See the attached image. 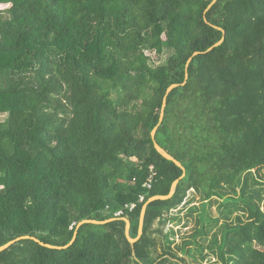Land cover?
<instances>
[{
	"label": "trees",
	"instance_id": "16d2710c",
	"mask_svg": "<svg viewBox=\"0 0 264 264\" xmlns=\"http://www.w3.org/2000/svg\"><path fill=\"white\" fill-rule=\"evenodd\" d=\"M212 1L0 0V247H64L78 223L114 219L66 249L20 240L0 264H185L165 230L188 192L210 203L240 188L246 202L264 170V0H217L204 18ZM156 127L184 177L148 204L131 247L124 219L135 239L142 206L183 174L156 152ZM260 185L247 221L212 242L221 264H264Z\"/></svg>",
	"mask_w": 264,
	"mask_h": 264
},
{
	"label": "rangeland",
	"instance_id": "374dc122",
	"mask_svg": "<svg viewBox=\"0 0 264 264\" xmlns=\"http://www.w3.org/2000/svg\"><path fill=\"white\" fill-rule=\"evenodd\" d=\"M166 57L167 54H164L162 57H157L152 54L151 60L154 65H160L164 63ZM257 184H261L260 187L264 189V170L259 173L253 172L249 175V184L245 196L246 202L240 200L242 198L241 192L239 191L240 188H237V194H235L231 188L227 187L223 191H219L223 195L221 199L213 197L210 203L202 202L200 196H194L192 192H188L186 201L193 199V203L184 205L178 210L171 212L170 220L165 230L167 233L171 231L175 233V236L170 238L172 241L171 248L175 254L179 258L184 259L185 264H221L217 260L215 252H213L216 249L213 241L215 238L217 240L220 238L221 228L238 225V219L242 223L247 221L249 207L257 202L255 197L252 199L249 198L254 194L252 191L258 186ZM203 206H205L204 212ZM193 207L197 209V212L192 211L190 213L189 209ZM259 207L264 211V194L262 201L259 203ZM202 212L204 219L202 229L205 235H198L194 238L196 232L201 228L197 220ZM182 245L185 246V251H188L189 254L176 250L177 246L180 247ZM211 247L213 251L210 249ZM202 256L204 259H202ZM173 261H176V259ZM166 264L174 263L169 262Z\"/></svg>",
	"mask_w": 264,
	"mask_h": 264
},
{
	"label": "water",
	"instance_id": "95a60500",
	"mask_svg": "<svg viewBox=\"0 0 264 264\" xmlns=\"http://www.w3.org/2000/svg\"><path fill=\"white\" fill-rule=\"evenodd\" d=\"M216 2H217V0H213V1L209 4V6L207 7V9H206L205 12H204V18H205L206 12H207V11H208V10H209V9H210V8L216 3ZM223 40H224V35H223L222 39H221L218 43H216V44H214L212 47H210V48L206 51V53H207V52H210V51H212L214 48L220 46V45L222 44ZM198 54H199V53H194L193 56H196V55H198ZM190 61H191V58L188 59L187 64H186V66H185V81H186V78H187V68H188V64H189ZM184 83H185V82H184ZM184 83H183V84H184ZM177 86H178V85H171V86L166 90L165 96H164V98H163V104H162L161 112H160L159 124L161 123L162 118H163V110H164V107H165L166 96H167V95H168V94H169L174 88H176ZM156 129H157V127L154 128V130L151 132V138H152L153 142H154V136H155ZM154 148H155L156 152L159 153V154H160L165 160L170 161V162H173V163L175 164V166H177L178 168L182 169L183 174H182V176H181L178 180H176V181L173 182V184H172V186H171V188H170V192H169V194H168L167 196H164V197H162V196H155V197H152V198H150V199H149V200H148V201L142 206L141 211H140V216H139L138 235H137V237H136L135 239L130 238V236H129V228H130V224H129V221H128V220L124 219V222H125V231H124V234H125V237H126L127 241H128L129 244L131 245V247H133L134 243L140 238V236H141V234H142V228H143L144 216H145V212H146V208H147L148 204H150V203H152V202H154V201H158V200H160V201H165V200L170 199V198L173 196L174 192H175V189H176V186H177L179 180H181V179L184 177V170H183L181 164H180L177 160H175L172 156H170L169 154H167L162 148H160V146H159L158 144H156V142H154ZM113 220H114V219H112V220H107V221H103V222H98V221H94V220H84V221L78 223L77 226H76V230H75V233H74V236H73L71 242H70L68 245L64 246V247H55V246H50V245H44V244L38 242V240H36V239H34V238H30V237H28V236H24V237L17 238V239H15V240H13V241H10L9 243H7V244H5L4 246L0 247V252H2V251H4V250L8 249L10 246H12L13 244H15L16 242H18V241H20V240H33V241L39 243L41 246H43V247H45V248H48V249H53V250L66 249V248H68L70 245L73 244V242L75 241V237H76V231H77L82 225H84V224L104 225V224L109 223V222H111V221H113Z\"/></svg>",
	"mask_w": 264,
	"mask_h": 264
},
{
	"label": "built area",
	"instance_id": "2783aa9c",
	"mask_svg": "<svg viewBox=\"0 0 264 264\" xmlns=\"http://www.w3.org/2000/svg\"><path fill=\"white\" fill-rule=\"evenodd\" d=\"M6 7H8L7 5H0V9H4V8H6ZM150 170H152V167H150ZM155 174L154 173H152L151 175H150V177H149V179L147 180V182L145 183V185H144V187L145 188H147V189H150V187H151V180H152V177L154 176ZM143 200V198L141 197L140 199H139V201H142ZM134 208V205L132 204V205H130L129 206V209L130 210H132ZM122 214V212H119V213H117L116 214V216H120Z\"/></svg>",
	"mask_w": 264,
	"mask_h": 264
}]
</instances>
